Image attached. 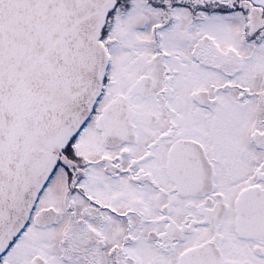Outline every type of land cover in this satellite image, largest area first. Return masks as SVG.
<instances>
[{"label":"snow or ice","instance_id":"obj_1","mask_svg":"<svg viewBox=\"0 0 264 264\" xmlns=\"http://www.w3.org/2000/svg\"><path fill=\"white\" fill-rule=\"evenodd\" d=\"M0 264H264V0H0Z\"/></svg>","mask_w":264,"mask_h":264}]
</instances>
